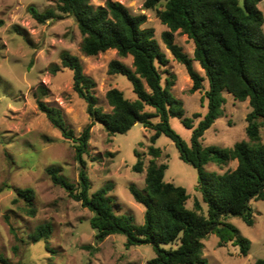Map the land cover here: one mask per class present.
Listing matches in <instances>:
<instances>
[{
  "label": "trees",
  "instance_id": "obj_1",
  "mask_svg": "<svg viewBox=\"0 0 264 264\" xmlns=\"http://www.w3.org/2000/svg\"><path fill=\"white\" fill-rule=\"evenodd\" d=\"M259 1L243 0L240 5L238 0H146V9L161 3V9L155 11L167 29L161 34V40L172 59L184 67L191 81L189 92L202 91L207 83L203 93L206 113L195 127L193 119L200 114L184 117L183 102L172 96L175 75L161 72L169 59L160 50L154 30L142 28L145 15H132L123 4L111 0L98 7L92 5V0H56L55 9L40 12L34 7L28 8L31 18L39 24L54 19L56 11L71 17L82 37L81 52L87 57L115 50L119 58L132 59L131 66L119 59L111 60L107 72L110 76L125 77L135 99H127L117 88H110L105 93L109 111H104L93 92L96 82L83 73L78 57L61 53L60 66L54 67L53 72L70 74L73 92L82 100L90 121L78 133L66 126L58 109L42 102L41 97L45 95L42 89L38 92L41 97L34 96L38 111L62 140L72 144L78 164L75 183L63 177L56 167L47 168L46 173L54 185L92 214L89 225L95 232L96 245L109 236L122 235L126 249L139 245L152 248L155 256L147 264H208L202 254L203 240L216 235L217 247L230 243L238 246L239 255L248 254L250 242L228 220L237 217L252 226L251 204L264 201V137L261 134L264 129V16L258 8ZM3 24L0 19V27ZM176 32L186 35L193 43L192 58L174 44ZM193 60L203 76L194 68ZM164 73L168 77L163 78ZM225 93L236 102H248L246 138L229 148L204 146L203 134L224 114ZM172 117L191 129L189 144L171 129L169 118ZM95 123L110 136L124 134L139 123L153 131L151 143L160 135L169 138L179 158L196 170L201 200L195 199L192 209L186 207L189 196L185 189L164 181L167 166L156 163L161 150L149 146L147 154L151 159L145 168L143 190L134 185L128 187L133 200L143 207V223L135 225L132 216L117 213L109 196L111 184L90 192L84 157L89 153L90 130ZM232 162L236 167L226 169ZM208 165L226 170L208 171ZM131 169L142 173L143 161L138 159ZM14 191V203L22 201L23 211L34 217V192L29 188ZM201 203L206 205L205 215ZM51 230L49 223L40 225L29 234V240L42 241L49 250ZM84 249L91 253L97 251L92 246ZM0 264H8L1 254ZM253 264H264V258Z\"/></svg>",
  "mask_w": 264,
  "mask_h": 264
},
{
  "label": "rangeland",
  "instance_id": "obj_2",
  "mask_svg": "<svg viewBox=\"0 0 264 264\" xmlns=\"http://www.w3.org/2000/svg\"><path fill=\"white\" fill-rule=\"evenodd\" d=\"M108 0H92L94 7L104 6ZM123 4L132 15H145L142 28L154 30V37L169 63L161 72L175 75L171 94L183 102L184 117L192 118L195 127L206 113L204 90L189 92L191 81L184 67L176 63L161 40L166 31L155 15L161 3L146 9V0H111ZM243 0H238L241 5ZM56 0H0V254L8 264H147L155 256L149 245L125 248V237L112 235L99 244L94 243L95 232L89 225L92 214L80 203L73 201L67 193L52 183L46 173L49 167H56L68 181L75 183L78 164L74 160L72 144L64 141L42 113L38 111L35 94L44 91L42 102L61 113L66 126L78 133L90 123L82 102L73 92L71 76L66 71L53 72L60 66V55L68 52L78 57L83 73L96 82L93 90L97 102L109 111L105 93L117 88L127 99L135 95L127 79L121 75H108V64L119 59L131 66L130 57L121 59L115 50H108L95 57L85 56L80 49L82 37L74 20L56 11L54 19L39 24L34 21L29 7L42 12L55 9ZM264 16V0L258 3ZM264 31V26H263ZM174 44L192 58L193 43L179 32L174 34ZM194 68L203 76L196 61ZM167 70V71H166ZM168 74V75H169ZM167 73L163 78L168 77ZM164 83V82H163ZM224 114L201 138L204 146L229 148L246 138L245 117L250 111L248 102L239 103L225 93ZM171 129L187 144L190 143L191 129L179 119L169 118ZM87 176L93 193L105 184H111L109 193L114 210L119 214L132 216L135 225L143 223V207L137 204L128 191L129 185L139 190L144 188L145 168L151 159L147 154L149 146L159 148L161 156L157 164H165L164 181L185 189L189 196L186 207L193 208L195 199L201 200L198 192L197 172L180 158L174 143L160 135L150 142L153 131L141 124H134L126 133L108 135L101 125L95 123L90 130ZM264 137V129L261 132ZM139 154V156L136 155ZM141 159L142 173H134L133 165ZM232 162L226 169H234ZM225 169V170H226ZM208 171L222 173L214 165L206 166ZM29 188L34 192V217L23 211V202L14 203L15 189ZM204 215L206 205L201 203ZM253 225L248 226L241 219L228 220L240 234L250 242L248 254L239 255L238 246L228 243L217 247L218 238L210 235L203 240L202 254L208 264H253L264 258V201L251 204ZM7 218V221L5 220ZM49 223L51 235L49 250L44 242L32 243L29 234L40 225ZM92 246L97 251L84 249Z\"/></svg>",
  "mask_w": 264,
  "mask_h": 264
}]
</instances>
